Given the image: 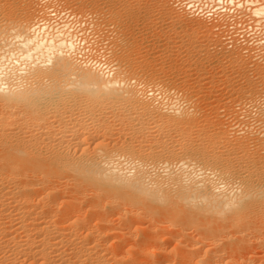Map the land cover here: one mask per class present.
<instances>
[{
    "label": "bare ground",
    "instance_id": "6f19581e",
    "mask_svg": "<svg viewBox=\"0 0 264 264\" xmlns=\"http://www.w3.org/2000/svg\"><path fill=\"white\" fill-rule=\"evenodd\" d=\"M21 7L0 21V264H264V66L215 140L161 80L115 76L69 21L35 26Z\"/></svg>",
    "mask_w": 264,
    "mask_h": 264
},
{
    "label": "rangeland",
    "instance_id": "374dc122",
    "mask_svg": "<svg viewBox=\"0 0 264 264\" xmlns=\"http://www.w3.org/2000/svg\"><path fill=\"white\" fill-rule=\"evenodd\" d=\"M6 1L0 0V4L3 3L2 5H0V10L4 9L3 11L5 12V13L2 12V10L0 11L2 13V15L0 14V21L3 20L1 23H5V24L10 21L12 26H14L17 23L18 18H21L23 15L22 13H24L23 8L21 6L27 7V9H28L27 11H29L31 14L30 19L32 21H34L41 14L40 12L43 11L46 13L47 9L50 7H53L55 9L58 8L59 10L57 9V11H61V12L65 13L61 17L63 20H70L74 23L76 22L74 24L76 26V30H75L76 32L79 30L78 32L81 33L85 30L83 32L84 34L83 33H81V35L79 34L80 35L79 38L85 40V43H84L85 45L84 44H82V45H83V48L85 47L84 49H85L86 56H87L88 51L91 50L88 53L89 58L92 56L90 59H96L97 58V59L103 60L107 63L108 59L110 58L108 63L111 62L109 64L110 65L112 64L111 66H113V68H114V71H113L114 75L118 76V77L124 76L123 77L124 79H127V80L130 79L131 81H134L133 84H138L139 85L138 87L141 86L140 87L141 89H143V86H145V85L147 87L149 86L148 88L150 89V83H151V86H155L161 80V82H159V85L162 84L161 86L163 89H165L167 91L172 90L171 92L173 93V95H174V93H175V95L177 94L179 96L178 97L179 99L183 98V96H184L185 99L183 98L180 100V101L183 100L181 102L182 104L180 107L183 108L184 105L186 104V106L190 110L193 107L195 108V111L198 109L195 112L193 110L194 109L193 108L191 110V113L189 112L191 115L193 114L194 117H196V115H194V114H197V116L201 115V116L196 117V121H193L192 123L194 124V123H197V121H198V123L202 124L206 120V122H204V123H206L205 125L209 128V130L207 129L208 130L207 133L210 134V137H213L217 133L218 136L215 135L214 138L216 136L218 138L220 136V134H222V132H225V131L227 132V130L229 131L228 134L231 136L232 133L229 130V127H227L228 125H226V124H228V121L230 122V124H231V122H232V124L236 122L235 120L230 119L234 115L233 114L235 112L234 109H236L238 107L239 103H242L245 106L248 105V99L251 97V95L257 96V94H259V93H257V91L255 92V90L257 88L260 90V88L262 87L261 88L262 90H260V91L264 90V87L263 86L260 87V85H259L260 81H258V80H260V79L258 78V74H257L258 69L254 68V67H256L255 65H257V67H259V65L261 66V64H262V66H264V63H262V61L260 60L261 57L264 56V54H263L264 53V46H263L264 43L261 44L262 42L258 41L257 44H253V42H245V44H244V42H241L236 37H233L232 33L229 32L228 23L226 24L223 22V21H225V19L211 20V19H206L203 17L191 16L188 13L186 15V12L184 11V9L180 5H177L175 3V0H39L37 2H36V0L35 1L34 0L33 1L32 0H20V1L19 0H11L12 2L10 0H6ZM43 1L44 2L47 1V2L44 3ZM61 1H62V3H61ZM241 1L245 2L247 0H241ZM254 1H256V0H254ZM257 1H259L261 4H264L263 0H257ZM5 2L6 3L9 2V3L6 4ZM14 2L16 4H14ZM20 2H21V5H20ZM7 6H9V7H7ZM19 6L21 7V10H20ZM28 6H30V7H28ZM241 7H243V8L240 9V11L241 10H244V11L247 10L246 13H248V17H250V19H252L255 22L256 17L252 16L250 11L248 10L252 6L249 4L246 5V3H243V6H241ZM8 8H9V11H8L9 13L7 12ZM39 8H40V10H39ZM17 9H19V11ZM31 9L34 12H32ZM36 11H37V13H36ZM43 12H42V14H45ZM81 13L82 14L84 13V14L82 15ZM176 13L184 14L186 16V20H183V21L175 20L174 14H176ZM32 14H33V16H32ZM6 15H8V17ZM73 16H74V18H73ZM4 17H6L7 19H5ZM4 19L8 20V22L7 21L5 22ZM30 19H29V21H31ZM92 20H94V21H92ZM257 20H258L257 22H259V23H257L258 27L260 28L259 35H261L260 37L264 39V18H262V19L257 18ZM32 21L30 22V24L32 23ZM89 21L90 22L92 21V22L90 23ZM217 21H218V23H217ZM79 22H80V24H79ZM86 22H87V24H86ZM197 22L200 24H198ZM204 23H206V24H204ZM92 24H94L96 26H94ZM198 25H200V26H198ZM203 25H207L208 27L209 26L212 27L211 32H208L210 34H207V32L205 33ZM214 25H215L216 29L215 28L213 29ZM216 25H217V27H216ZM219 25H220V27H218ZM89 29H90L91 33L88 32ZM96 31H97V33H96ZM204 33H205V36H204ZM91 34H93V35H91ZM83 35L86 36V39ZM91 36L93 39L91 38ZM218 36H220V37H218ZM217 37H218V39H220V43L219 42L216 43L214 41V40H216ZM94 38H95V40H94ZM212 39H214L213 41L215 43H213ZM221 40L223 43L221 42ZM208 41H210V42H208ZM228 41H230V42H228ZM238 42H240V43H238ZM241 43H243L244 45L241 46L242 45ZM87 44H92V45H90L91 46L90 47ZM97 44H99V45H97ZM94 45H96V46H94ZM249 46H251V47L248 48ZM241 47L242 48L247 47L250 51L252 49H253L252 51H254L255 49H258V50L262 49L260 51L261 52L260 55L262 54L263 56L255 57L256 59L253 57L248 58L246 56L247 54H244L246 52H244V50ZM86 49H87V52H86ZM240 51L241 52L243 51V52L241 53ZM104 52L107 54H105ZM92 53H95V54L91 55ZM100 53H102V54H100ZM238 53L245 55V57H244L245 62L240 59L241 57L238 56V55H240ZM233 54H235L236 56ZM106 55H109V56L106 57ZM99 56H100V58H99ZM237 56H238V58H236ZM237 59H239V60L237 61ZM246 59H248V60L250 59V60L246 61ZM252 59H253V61H252ZM114 61H115V63H114ZM240 61H242V62H240ZM234 62H236V63H234ZM259 62H260V64H258ZM240 63L241 64L243 63V64L240 66ZM237 68H239L240 70ZM123 69H124V72L127 74H125L123 72ZM255 69H256V71L252 72ZM263 70H264V68H263ZM119 71H121L122 73ZM116 72H118V73H116ZM255 72H256L257 76H255ZM131 73H132V75H131ZM238 75L241 77H239ZM156 76H157V78H156ZM253 77L254 78L256 77V78L254 79ZM136 78L137 79L139 78V79L136 80ZM146 80H147V82H146ZM153 80L154 81L158 80L157 82L155 81L157 84H155V82ZM151 81L154 83H152ZM139 82H141V83H139ZM143 82H145V83H143ZM147 83H149V84H147ZM181 85H182V87H181ZM251 85L255 87L254 88L255 90L252 89L253 87L251 88ZM146 86L144 87L145 91L149 90ZM186 87L188 89H186ZM249 88L252 90H250ZM188 90H190L191 93H189ZM181 91H183V92H181ZM247 91H248V96L250 95L249 97H247V95H246ZM249 91H254V92H252L250 94ZM256 96H254V97H256ZM254 97H251V98H254ZM239 100H240V102H239ZM242 100H245V101H242ZM246 101H247V103H246ZM187 103H189V104L187 105ZM194 104H196V105L194 106ZM186 106L184 107L185 111L187 110ZM190 106H192V107H190ZM189 109H188V111H190ZM192 111H194L195 113ZM229 111H231V112H229ZM197 112H199V114ZM193 116H192V118H193ZM200 118H202L203 120ZM197 119H199V120H197ZM221 119H223V120H221ZM192 120H195V119L193 118ZM200 120H201V122H200ZM207 120H208V122H207ZM219 122L222 123L223 125L220 124ZM208 123H210V124L215 123V124L214 125L213 124L208 125ZM217 124L221 125V126L220 125L219 126L221 127L222 130L220 129V127L216 126L219 129L217 128L218 132H214L216 127L214 128L213 126H215ZM209 126H212L213 129H211V127H209ZM223 126L226 130L224 128H222ZM235 127H237V128H234V129L237 130L239 127L238 124H236ZM210 130H211V132H210ZM223 130H225V131H223ZM212 132H214L215 134ZM211 134H213V135H211ZM252 137H255V136H252ZM217 138H215V140ZM223 144L224 143L222 141V143L219 146H223Z\"/></svg>",
    "mask_w": 264,
    "mask_h": 264
},
{
    "label": "built area",
    "instance_id": "2783aa9c",
    "mask_svg": "<svg viewBox=\"0 0 264 264\" xmlns=\"http://www.w3.org/2000/svg\"><path fill=\"white\" fill-rule=\"evenodd\" d=\"M233 1V4H230L229 0H175V3L180 5L184 11L191 16L203 17L211 20L225 19L228 23L229 32L242 42H253V44H257L258 41H261V44H263L264 39L260 37L261 35H259L260 28L257 24L259 23L257 22V18H255L256 21L254 22L248 17V13H246L247 10L240 11V9L243 7L238 8L237 3H243V1ZM64 14V12L57 11V9L50 7L47 9L44 15L40 14L35 19V26H41V24L44 22L49 23V26H53L56 24H61L64 21H69V23L73 26L72 33L77 36V39H81L79 38V32L75 31L76 26L73 24V22L70 20H63L61 18ZM80 47L82 48L81 51L83 52V55L86 57L83 45H80ZM90 60H97L102 63L105 62L100 59Z\"/></svg>",
    "mask_w": 264,
    "mask_h": 264
}]
</instances>
